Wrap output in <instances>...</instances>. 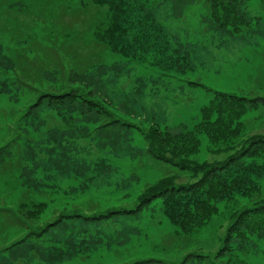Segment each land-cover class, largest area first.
Wrapping results in <instances>:
<instances>
[{
    "label": "rangeland",
    "instance_id": "obj_1",
    "mask_svg": "<svg viewBox=\"0 0 264 264\" xmlns=\"http://www.w3.org/2000/svg\"><path fill=\"white\" fill-rule=\"evenodd\" d=\"M37 1L41 0L30 3L38 5ZM65 1L69 5L66 9L72 6L71 12L51 15V19L48 16L35 25L25 17H18V22L13 16L9 17L11 25H4L5 15H2L0 56L5 55L14 65L19 63L32 76L43 67H60L63 58L81 69L96 63L98 66L86 72L91 77V86L112 100L109 109L115 117L138 123L144 130L152 123L172 132L192 128L200 118V108L214 97L213 90L247 98L264 97V9L260 0L241 5L242 12L252 19V25L237 35H230L212 23L204 0H154V15L162 23L166 37L172 44L179 43L180 54L181 48L187 51L191 68L180 73H168L148 59H128L94 45L93 30L102 18L101 10L93 6L84 8L81 0ZM72 22L76 28V39L72 42L77 49L74 53L66 41L48 32L54 24L71 26ZM23 37L36 42L26 44L21 40L17 44L14 41ZM55 72L47 70L45 74L53 79ZM43 77L39 88L65 85V79L50 85ZM1 83L9 91H0V150L18 135L17 129L13 133L7 125H17L14 116L18 106L25 109L35 97L16 84L9 70H0ZM55 113L46 109L38 111L37 115L46 123L38 130L28 128L29 134H26V143L35 153L34 161L40 162L35 176L47 187L39 191L24 188L23 171L28 165L22 160L13 158L12 164L0 168V196L6 195L5 200L13 205L12 212L23 198L31 197L47 204L46 211L35 220V226H42L71 209L87 214L132 205L148 185L163 176L173 175L176 184L195 179L186 171L151 158L137 128L100 129L99 125L109 120L106 114L96 118L75 114L71 119H63ZM243 120L248 133L264 132V105L248 112ZM43 141H47L43 144L45 153L39 150ZM33 143L39 145L33 147ZM14 146L18 158L21 145ZM52 156L58 157L54 167L61 172L45 169ZM196 157L211 161L224 156L210 153L204 138ZM97 165L103 168L102 172L95 169ZM261 184L264 188V180ZM72 187L74 190L70 192ZM231 209L220 202L218 214L188 236L170 223L162 200L157 199L138 215L87 224L81 221L53 230L41 240L28 239L26 243H19L24 239L23 229L12 223L8 214L0 212V264H133L140 261L143 262L139 264H180L183 260L184 264H216L220 259L214 255L223 243ZM232 243L233 248H238L239 242ZM237 252L242 260L240 264H264V237L251 236ZM193 253L207 257H187Z\"/></svg>",
    "mask_w": 264,
    "mask_h": 264
},
{
    "label": "trees",
    "instance_id": "obj_2",
    "mask_svg": "<svg viewBox=\"0 0 264 264\" xmlns=\"http://www.w3.org/2000/svg\"><path fill=\"white\" fill-rule=\"evenodd\" d=\"M30 1L0 0V17L5 15L2 18V24L11 25L9 17L13 16L18 22V17H25L35 25L39 21L43 22L48 16L51 19V15L56 17L59 13L63 14V11L73 10L72 6L66 9L69 5L65 0H41L37 1L38 5H33ZM81 1L84 8L93 6L101 10L102 18L93 30L94 45L128 59L139 61L148 59L168 73H180L186 68H191L187 51L181 48L183 53L180 54L179 43L173 42L176 45L173 47L172 42L166 37L167 33L162 23L157 21L154 15L156 5L154 0ZM204 1L209 6L208 17L217 28L225 30L230 35H237L251 27L252 19L241 10V5L250 0ZM260 2L264 9V0ZM74 26L73 22L71 26L58 23L48 30L50 34L66 41V46L71 47L73 53L77 50L72 45L73 40L76 39ZM0 38H2L1 35ZM21 40L26 44L36 42L30 37L16 38L14 41L18 44ZM1 52L0 46V54ZM86 65L89 67L76 68L74 62L63 58L60 67H43L38 74L32 76L19 63L14 65L5 55L0 56V67H2L0 70H9L16 84L23 91L35 94L33 101L25 109L18 106L17 116H14L17 125L7 124L13 133L16 129L19 132L15 139L10 140L0 150V168L4 169L5 166L12 164L13 158L22 160L26 166L28 165L23 171L24 188L39 191L47 187L35 176L40 162L38 159L34 161V150L26 143L28 128L38 130L46 123L37 115L38 111L46 109L48 112L55 111V115L63 119H71L75 114H89L93 118L106 114L109 120L99 125L100 129L115 131L125 128L127 131L129 128H137L145 141V150L151 158L186 171L195 179L185 184H176L173 175L163 176L148 185L132 205H118L105 211H93L87 214L80 209H71L61 212L42 226H35L34 223L46 211L45 202L31 197L23 198L20 202L18 201L16 211L12 212L10 207L13 205L5 200L6 195H2L0 196V212L8 214L12 223L24 231V239L19 243H26L28 239L41 240L53 230L65 229L81 221L87 224L119 217H132L138 215L157 199L162 200L163 211L170 223L179 230L178 232L190 236L218 214V204L223 202L232 209L228 214L229 221L223 243L214 255L215 258L220 259V262L216 264L242 263L237 252L242 248V244L254 235L264 237V188L261 184L264 180V132L248 133L246 122L243 120L248 112L264 105V97L247 98L234 93L213 90L214 97L207 105L200 108V118L192 128L172 132L152 123L144 130L140 129L141 126L138 123L121 121L113 115L109 109L112 100L93 88L91 77H87L86 72L98 65L96 63ZM47 70L56 71L53 79L49 78L47 73L45 74ZM42 76H45L43 78L49 84L60 78L65 79V85L61 88L48 85L43 89L40 86V89L38 85L41 84L39 80ZM0 91L8 92L9 89L1 83ZM204 138L207 141V150L212 154L224 156L222 159L215 158L211 161L197 159L196 156L200 152ZM16 143L21 145L18 158L13 151ZM46 143L47 141H43L39 147L43 153L46 152L43 145ZM38 145V143L32 144L33 147ZM57 152L61 153L62 150ZM50 158L51 161L45 169L54 168L61 172L54 167L58 157ZM63 158L66 161L65 156ZM64 166L65 164L62 166L63 170ZM95 169L98 172L103 171L99 165ZM47 184L52 183L47 182ZM73 190L72 187L70 192ZM241 199L245 200L243 204ZM234 240L239 242L238 248H233ZM194 256L202 255L193 253L188 254L187 257ZM202 257L206 258L207 255ZM184 262L183 260L180 264Z\"/></svg>",
    "mask_w": 264,
    "mask_h": 264
}]
</instances>
